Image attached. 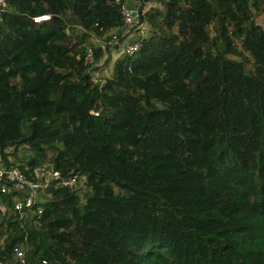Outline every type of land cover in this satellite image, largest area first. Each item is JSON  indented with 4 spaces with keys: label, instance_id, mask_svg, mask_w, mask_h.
<instances>
[{
    "label": "trees",
    "instance_id": "16d2710c",
    "mask_svg": "<svg viewBox=\"0 0 264 264\" xmlns=\"http://www.w3.org/2000/svg\"><path fill=\"white\" fill-rule=\"evenodd\" d=\"M128 1L0 7V264H264V0Z\"/></svg>",
    "mask_w": 264,
    "mask_h": 264
},
{
    "label": "built area",
    "instance_id": "2783aa9c",
    "mask_svg": "<svg viewBox=\"0 0 264 264\" xmlns=\"http://www.w3.org/2000/svg\"><path fill=\"white\" fill-rule=\"evenodd\" d=\"M7 5V0H0V7H5ZM142 8H132L128 6L127 3L122 4L121 12L124 19V28L122 32L124 34H132L134 30H137V37L134 42H128L124 44V51L128 55H133L139 51L144 42V39L148 35L149 24L147 21L141 20V11ZM94 51L92 49L89 50L88 55L86 57L87 62L91 63L93 61ZM60 178L59 171L50 172L45 181L51 179ZM12 185L15 189L24 190L28 189L29 192L23 197L16 201L15 210L20 212L19 218L23 217L26 210L31 209L36 202L38 195V188L41 186L40 181H28L27 177L24 175L23 171L16 165H5L0 160V191L2 193L7 192ZM63 184L68 187H75L78 184V177L71 176L63 180ZM43 216V210H38V217L41 218ZM15 255L17 256L19 264H25L23 257V249L20 245H16L13 248ZM46 262V261H44Z\"/></svg>",
    "mask_w": 264,
    "mask_h": 264
},
{
    "label": "rangeland",
    "instance_id": "374dc122",
    "mask_svg": "<svg viewBox=\"0 0 264 264\" xmlns=\"http://www.w3.org/2000/svg\"><path fill=\"white\" fill-rule=\"evenodd\" d=\"M131 1V0H130ZM130 1H128V6H131L129 3H131ZM161 6H160V4H158L157 2H155V1H148L147 2V4H146V11H149V10H151L152 8H160ZM150 24V23H149ZM151 31H152V26L151 27H149V29H148V34H150L151 33ZM134 32L136 33L137 32V30H134ZM94 41L98 44V43H104V39H102V40H100V39H98L97 37L95 38L94 37ZM123 50H124V47H123V45H121V47H120V50H118V52L120 51V53L118 54L119 56L120 55H123L122 53H123ZM118 55L116 54V50L115 51H113L112 52V59H111V61L113 62V61H115V59L116 58H118ZM247 55V59H248V63H249V65H252V62H251V58L249 57V55L248 54H246ZM231 58H234V59H239L238 57H236V56H231ZM110 64V63H109ZM107 65V68H104V71H105V73H107V72H109L110 71V68H111V66H112V63L110 64V65ZM103 70V69H102Z\"/></svg>",
    "mask_w": 264,
    "mask_h": 264
},
{
    "label": "crops",
    "instance_id": "0c3cea01",
    "mask_svg": "<svg viewBox=\"0 0 264 264\" xmlns=\"http://www.w3.org/2000/svg\"><path fill=\"white\" fill-rule=\"evenodd\" d=\"M130 2L131 3H129V4L131 5L132 8H138V9L142 8V6L138 5L136 1L131 0Z\"/></svg>",
    "mask_w": 264,
    "mask_h": 264
}]
</instances>
